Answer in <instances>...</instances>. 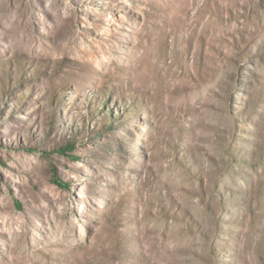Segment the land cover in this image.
<instances>
[{"label":"rangeland","instance_id":"obj_1","mask_svg":"<svg viewBox=\"0 0 264 264\" xmlns=\"http://www.w3.org/2000/svg\"><path fill=\"white\" fill-rule=\"evenodd\" d=\"M0 264H264V0H0Z\"/></svg>","mask_w":264,"mask_h":264}]
</instances>
